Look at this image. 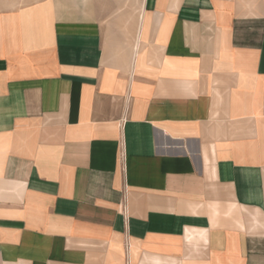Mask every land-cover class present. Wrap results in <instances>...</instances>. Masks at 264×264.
Masks as SVG:
<instances>
[{
	"label": "crops",
	"instance_id": "crops-1",
	"mask_svg": "<svg viewBox=\"0 0 264 264\" xmlns=\"http://www.w3.org/2000/svg\"><path fill=\"white\" fill-rule=\"evenodd\" d=\"M97 7L0 8V264H264V0Z\"/></svg>",
	"mask_w": 264,
	"mask_h": 264
},
{
	"label": "rangeland",
	"instance_id": "rangeland-1",
	"mask_svg": "<svg viewBox=\"0 0 264 264\" xmlns=\"http://www.w3.org/2000/svg\"><path fill=\"white\" fill-rule=\"evenodd\" d=\"M31 0H0V8H8L17 3ZM99 2V15L115 22L118 29L129 35L134 30L135 21L141 11L142 0H96ZM109 24V22H108Z\"/></svg>",
	"mask_w": 264,
	"mask_h": 264
}]
</instances>
